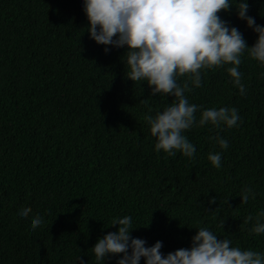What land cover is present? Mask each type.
<instances>
[{
	"label": "trees",
	"instance_id": "16d2710c",
	"mask_svg": "<svg viewBox=\"0 0 264 264\" xmlns=\"http://www.w3.org/2000/svg\"><path fill=\"white\" fill-rule=\"evenodd\" d=\"M247 3V15L264 27V0ZM219 15L255 44L258 34L235 5ZM88 23L84 0H0V264H102L91 249L125 215L130 235L148 247L162 242L165 256L190 249L201 227L264 254V234H249L264 211V66L247 52L241 57L243 96L231 65L203 70L202 86L185 94L202 106L197 121L205 109L235 107L242 122L193 126L183 134L194 159L170 157L155 150L144 117L174 97L152 96L146 82L128 79L127 46L98 45ZM217 152L219 169L208 160ZM245 187L257 195L243 204ZM25 207L32 212L21 218ZM36 215L45 223L33 230Z\"/></svg>",
	"mask_w": 264,
	"mask_h": 264
},
{
	"label": "clouds",
	"instance_id": "9594fccd",
	"mask_svg": "<svg viewBox=\"0 0 264 264\" xmlns=\"http://www.w3.org/2000/svg\"><path fill=\"white\" fill-rule=\"evenodd\" d=\"M235 5L239 19L246 21L249 28L258 34L255 44L247 45L236 27H229L220 17ZM247 0H84V11L88 20L87 31L98 45L123 48L127 46L126 77L133 82H146L157 94L174 97V102L155 116L146 115L150 132L156 138L155 150L175 157L177 152L194 159L196 148L183 133L193 126L215 127L238 126L241 117L235 107L209 108L201 112L197 121L196 112L202 108L190 104L186 93L193 87L202 86V71L227 68L232 83L243 96L246 88L242 83L239 66L241 57L247 52L249 58L264 66V27L257 25L255 18L248 16ZM105 53L109 48L105 47ZM179 77H187L181 85ZM191 84V87H190ZM152 109L149 108V112ZM221 149H227L228 140L213 137ZM167 158V157H166ZM212 166L221 167V153H210ZM256 193L245 187L241 203L246 204ZM210 203H215L213 198ZM30 207L22 208L18 215L27 218ZM264 211L257 213L251 234H264ZM253 220L249 215L247 224ZM45 223L44 218H32L33 230ZM118 225L115 232H108L98 239L91 249L97 261L109 255H120L117 264H264V254L240 247H233L230 239H218L206 227L198 229L192 237L190 249L181 248L166 256L161 252L162 242L146 246V241L130 235L132 217L114 218L111 226ZM130 250V251H129ZM80 264H85L81 260Z\"/></svg>",
	"mask_w": 264,
	"mask_h": 264
}]
</instances>
